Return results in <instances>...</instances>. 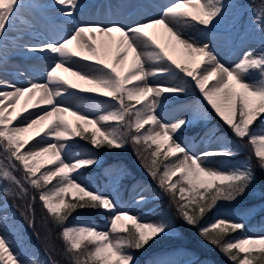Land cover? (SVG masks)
I'll return each instance as SVG.
<instances>
[{"label":"snow or ice","instance_id":"1","mask_svg":"<svg viewBox=\"0 0 264 264\" xmlns=\"http://www.w3.org/2000/svg\"><path fill=\"white\" fill-rule=\"evenodd\" d=\"M26 7L50 11L68 27L58 38L38 43L18 37L22 52L39 54L50 63L40 77L42 82L18 85L0 79V151L4 154L0 182L15 185L25 195L26 185L39 193L42 207L61 227L60 238L71 264H140L137 252L181 227L168 218L146 222L142 216L121 210L113 196L92 189L83 178L85 171L100 165L102 149H125L129 143L160 194L175 203L184 225L198 227L215 209L216 216L198 227V235L232 264H264V235L226 239L238 231L246 233L248 226L220 210L221 202H237L256 190L264 199V186H258L251 158L228 167L215 166L218 158L238 157L242 145L225 141L221 147L196 154L180 137L194 119L206 117L203 106L193 105L192 119L166 122L160 114L169 101L178 102L198 90L232 136L247 139L264 172V47L248 48L226 66L209 43L187 34L188 30L219 28L231 5L224 0H168L161 5L158 18L130 23L117 19L77 22L87 7L83 0H51L45 5L0 0V50L7 51L5 38L12 30L27 33L33 29V23L22 17ZM256 20L264 32V4ZM74 42L78 51L70 47ZM177 51L185 57L183 61L173 56ZM129 54L131 63L125 69ZM58 70L90 87L78 88ZM169 78L179 82H153ZM96 97L103 98L100 114L68 102L69 98L92 101ZM69 116L77 121L75 125ZM80 141L90 147L74 155V150L83 148ZM17 171H22V179ZM126 171L117 169L118 174ZM3 191L11 194L7 188ZM135 202L144 204L145 195ZM83 209L110 213L108 230L84 221L68 226L69 217ZM0 264L53 262L50 257L26 260L0 225Z\"/></svg>","mask_w":264,"mask_h":264},{"label":"rangeland","instance_id":"2","mask_svg":"<svg viewBox=\"0 0 264 264\" xmlns=\"http://www.w3.org/2000/svg\"><path fill=\"white\" fill-rule=\"evenodd\" d=\"M33 1L35 0H25V3L32 5L31 2ZM46 1H51V0H46ZM104 1L105 3L104 2L101 3L97 8L98 10H96L95 12V17L97 16V18L101 20H105V18H109V17L110 18L108 20L110 19L123 20L125 16H128L130 14L131 12L130 10L135 7H137L138 10L142 8V11H140L138 15L135 16L134 18L132 17L133 21H137V20L143 21L148 17L158 18V14H160V12H157L158 7L147 6L142 1H140V5H139V0H104ZM254 1L256 2V5L254 6V12L252 13L249 12L250 9L249 7L240 6L237 0H224V3L231 5V7L228 9V12L226 13L227 16L226 21L222 23L219 28L215 29L218 32L216 35L208 34L205 30L201 31L199 29L195 31L188 30L187 34L193 36L196 39L202 40L205 43H209L210 46L214 48L219 58L223 60H228L232 65L237 59L238 55L242 53L244 50L248 48H253L258 50L261 47H264V42L260 41L257 38L258 31L260 30L261 25L256 20V16L259 14L263 3H261L262 0H253V2ZM27 9L36 11L34 7H27ZM50 14L52 15L54 13H50ZM245 14H248V17L244 20V22H242V17ZM88 17L89 16L85 15V13L82 12L76 19L77 22H82ZM46 21L48 20L46 19ZM33 25L34 27L37 26L35 25V23H33ZM18 27L21 26L18 25ZM41 29L42 26L37 27V31L35 34L38 35V37H41L42 34ZM22 32L24 31H18L16 33L11 31L8 37L13 39H18V37H23V34L27 36L30 33V32L27 33H22ZM157 38L159 40V36ZM225 40H227V44H225L224 42ZM20 54L21 52H19V50L14 49L10 53H8L7 61H12L15 59H19L20 57H24V56H20ZM176 54L178 60L183 61L185 59V57L180 52L177 51ZM62 72L65 74L63 75V78L68 81L70 80V78L74 79L77 82L81 81L77 77L71 75V73L69 72H65V71ZM13 74L14 71L10 66H2V68H0L1 78L3 76H7V75L9 76ZM19 79L22 82H26L29 80V77L23 73L19 77ZM162 82L177 83L179 81L175 80L174 78H169L168 81H159L158 83H162ZM88 95H92V94H88ZM190 95H196V97L193 98L194 100L189 99L188 102H186L183 105H179V106L177 105L171 107L168 105L169 103L168 102L160 113L161 117L166 122H174L176 119L183 117L192 119L194 114L193 105L201 104L204 108V103L206 105L207 103L200 100L198 96V90L196 89H193L190 93H188L183 97L190 98L189 97ZM100 99L103 98L96 97L92 101L84 100L82 103H79L74 107L80 108L85 111H91L94 114H100L98 111ZM67 119L73 125L77 123V121H75V119L71 116L67 117ZM210 122H211L210 118L206 111V117L204 119L196 118L194 119V122L188 127V128H192L193 126H197L198 124L205 126L206 131L202 136V138L199 141H195L194 137L183 134L180 137V142L188 145L191 151L196 154H198L202 149L221 147L223 142L225 141H227L228 143L235 141V143L241 144L242 148L240 150V154L242 153V151H244V149L249 148V146H251L250 144H248L247 139L243 140L244 142H246L243 143L242 141L232 136V134L226 137L222 135H218L216 133V128L210 126L211 125ZM213 134H215V138H213ZM82 151H87V149L74 150V155H77L79 154V152ZM3 157H4L3 152H0V159H3ZM243 161L245 160L240 155L231 160H228L226 158H218V163L215 166L223 165L225 167H228L232 164H236L237 162H243ZM125 165L126 164L123 161H120L117 164H114L110 167H106L103 172L105 173L106 179L100 178V176H98L97 174L94 175L85 174L83 178L91 184L92 189L113 196L117 201L118 206L120 207L121 210L130 211L132 214H135L137 216H142L146 222H158L160 219H163L162 213L158 212V210L156 209V207L158 206L156 200L160 199L161 196L158 192L148 187L145 183L143 182L134 183L131 186V190L128 196H124V193L122 192L120 185L122 178H124L126 174H118L117 169L128 170L125 167ZM16 175L18 176V178L21 179L23 178L22 171H17ZM52 183L55 184L56 181L54 180ZM11 185L13 184H10L6 181L0 182V225H2L3 228L6 230V234L9 236V238L12 241H14L16 245V250L20 252L26 260L30 262L32 259H37V258L43 259V254L41 250H38L37 247L34 248L33 246L24 245L25 242L23 241V238L20 233V224L17 225L18 220H14L15 213L8 208L6 204V200L3 194L1 193V190H3L6 187H9L8 189H10ZM51 186L52 185H49L48 187L51 188ZM26 187L28 188V190L25 196H27L30 200L33 201V197H34L33 193H35V191L27 185ZM141 194L145 195L146 202L144 204L137 205L135 201ZM252 194L261 199V194L259 190L254 191ZM250 209H251L250 211H247L248 209H244V208L221 210V212L234 216L237 220L242 219L247 224L248 226L247 232L241 233V235L238 238H240L242 235H248V236L264 235V223H262L261 221L264 220V211H262V209H264V204L258 203L256 204L255 207H252ZM44 212L48 214L46 210ZM110 215H111L110 213L101 210L100 220L95 221L94 219L92 220L89 219L90 220L89 225L96 227L99 230L106 231L108 230V220ZM76 223H78L76 220H72L69 221L67 225L72 226L73 224ZM31 229L33 228H30V232ZM171 235H175V232L171 233ZM33 237L38 245L39 239L34 235ZM161 256H166V255L161 254ZM165 258L171 259L168 256H166ZM194 260L195 257L190 252H184L180 257L179 262L177 261L174 264H192Z\"/></svg>","mask_w":264,"mask_h":264},{"label":"trees","instance_id":"3","mask_svg":"<svg viewBox=\"0 0 264 264\" xmlns=\"http://www.w3.org/2000/svg\"><path fill=\"white\" fill-rule=\"evenodd\" d=\"M261 3L264 4V0H262ZM255 5L256 2L249 3V6L251 7ZM180 101L185 100L181 98ZM170 103L175 104L177 102L170 101ZM208 112H210L213 122L218 126L219 133L229 136L231 132L227 126L217 116H215L211 110H208ZM147 127L148 126H146V128ZM261 127H264V125ZM193 131L194 130L191 131L186 129L185 133L190 134ZM242 142L246 143L244 141ZM80 143L86 149L90 147L89 145H85L84 141H80ZM154 147L155 146H153V148ZM150 151L151 149L149 150V153ZM246 152L247 153L245 156L248 157V159L251 158V163L258 177V186H264V172H262L257 166V159L252 152L251 146L246 148ZM149 153H145V155H149ZM99 154L103 159V161H101V165L115 164L118 160H123L125 162V167L128 170L126 171L124 178H122L120 185L125 193H127L130 189L131 183L136 180L144 181L148 185L154 187L156 190H159L157 188L156 182L148 176L142 167L141 161L137 159V154L134 151L131 143H129L125 149L108 150L107 148H104ZM162 159L163 156H161V160ZM98 167L101 166L99 165ZM98 167H92L91 170L85 172V174L97 171L99 169ZM8 190L11 194L4 195L7 199L9 207L15 210L17 213V218L19 219L17 224H20V230L23 234L25 245H32L34 248L37 247L38 250H41L45 257L51 258L53 264H71L70 255L66 253L65 244L60 238L61 227L54 224L52 218L44 212L45 210L42 207V202L39 200V193L34 190L35 193L33 194L35 199L32 201L13 185H11L10 189ZM162 197L163 200L160 206H158V210L162 212L164 218H168L171 221L181 225V227L177 230L182 234V238L186 240L187 245L177 241V236L168 234L164 236L163 239H157L154 243H151V245L146 247L145 250H141L136 253L140 264H153L154 261H171L172 259L163 258L159 254L173 253L176 251L178 252V258L182 249H187L198 257V260L194 264H232L230 259L226 255L222 254L217 247L207 243L198 235V227H203L205 224L210 223L211 220L216 216L215 209L212 212L206 214L205 218L200 222L198 227H188L180 220L175 203L167 195H162ZM69 199H71V195L69 196ZM258 201L259 200L256 198L246 196L237 202H232L231 204L221 202L220 206L227 209H233L236 207L248 208L256 204ZM98 211L99 210L93 211L91 209L77 210L72 214L71 217H69V220L76 219L78 222L84 221L88 224L90 220L86 219L93 216L96 217ZM29 225L30 228H33L31 229V232ZM33 232L38 237L40 246H38L34 240ZM239 234V231L234 234H230L228 237H226V239H234L236 236H239ZM169 256L170 255L168 254V257Z\"/></svg>","mask_w":264,"mask_h":264},{"label":"bare ground","instance_id":"4","mask_svg":"<svg viewBox=\"0 0 264 264\" xmlns=\"http://www.w3.org/2000/svg\"><path fill=\"white\" fill-rule=\"evenodd\" d=\"M144 1L149 6L158 7L157 12L161 11V5L168 3V0H144ZM103 2H105V1L104 0H83V3H85L87 5V7L83 11V13H85V15L89 16L87 19H85L83 21L101 20V19H98L97 16L95 17V12H96V10H98L97 8L99 7V5ZM49 3H51V1H46V0H35V1L31 2L32 5H45V4H49ZM35 10L36 11H34V10L32 11V10L27 9V7H26L22 11V17L23 18L28 19L29 21H31L32 23H35V25H37V26L33 27V29L30 31L29 35L25 36V34H23L24 40L33 41V42L38 43L40 40L51 39L54 36L56 38H58V36L60 34H63V30L68 27L65 22L61 21L60 19H57L55 14L51 15L50 13H52V12H50V11L44 12V11L39 10L38 8H35ZM109 18H105V20H108ZM46 19L48 21H46ZM49 19H51V20H49ZM123 21L125 23H130V22H132V19L128 18L127 20L124 19ZM40 26H42V29H41L42 34H41V37H38V35H36L35 33L37 31V27H40ZM12 31L15 33L18 32V30H15V29ZM22 33H25V32H22ZM5 39L7 41V45H6L7 51L4 52V51L0 50V68H2V66H10L13 69L14 74L9 75V76L8 75L3 76L4 78L0 77V79H5V80L11 81V82H15L18 85H26L29 80H37L39 82H42L40 80V77H42L43 73L47 70V66L49 65L50 61L48 59H45L44 57L40 56L39 54L30 55L32 53L25 54L24 52H22L17 47V45L20 43L19 39L9 38L8 36ZM70 47H72L73 50L78 51L75 42L72 45H70ZM14 49L19 50V52H21L20 56H24V57H20L19 59H15L12 61H7L8 53L13 51ZM172 54L176 59H178L176 52H174ZM219 59L226 66H231V63L228 60H223L221 58H219ZM130 63H131V54H129V59L124 66L125 69L129 66ZM62 71L63 70H58V74L63 77V75H65V74ZM23 73L29 77V80L26 82H22L19 79V77ZM153 82L158 83L159 81H153ZM69 83L77 85L78 88L79 87H90V85H87L84 81L81 80V81L77 82L72 78H70ZM80 95L85 96L88 94L80 93ZM83 101H84L83 99L77 100L74 98H69L68 102L71 103L73 106H75L79 103H82ZM30 110H32V109H30ZM16 123H18V121ZM32 134L33 133H31V132L29 133V135H32ZM162 200H163V198H162Z\"/></svg>","mask_w":264,"mask_h":264}]
</instances>
